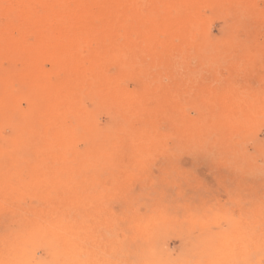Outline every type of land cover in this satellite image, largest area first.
<instances>
[{"label": "rangeland", "instance_id": "374dc122", "mask_svg": "<svg viewBox=\"0 0 264 264\" xmlns=\"http://www.w3.org/2000/svg\"><path fill=\"white\" fill-rule=\"evenodd\" d=\"M176 9L180 12L183 10V8L180 10V7L176 8L174 4H170L164 8V11L171 15L177 13ZM192 13V24L188 27L189 30L187 29L188 33L186 32V35H183V39H181L182 35L172 37L174 40L169 39L175 44L173 48H170L169 52H171L169 53L167 48L159 47L157 49V64L160 65L157 70L151 71L154 72L153 74H148L147 81L143 82L138 74L136 75V70L124 69V71H121L122 75L118 84L126 91H141V87H144L147 83V87H145L147 94H145L142 102H144L143 105L145 104L146 112L150 111L148 114L135 113V111L130 114H123L113 102L108 101L109 99L106 97L103 98V93L94 86H92L93 88L90 86V89L89 86L86 87L85 89L88 88V90L79 91L77 89L69 94L73 107L84 111L83 113L88 117L86 121L98 130H109L110 133L123 132V126H133V129H139L144 137L149 134L156 138L157 131L162 134L168 132L169 135L164 140L165 148H162V151L157 150V148L148 151H116L113 149L97 151L95 152L94 164L83 165L82 159L89 155L88 137L85 133L83 134L84 129H82L83 126L81 128V122L74 119L73 108H71L67 111L70 116L66 114V119H62L66 127L71 129V133L65 136V141L70 146L66 150V155L71 162H66L64 165L63 162H57L58 154L56 157L49 155L46 159L50 163L49 165L47 161L41 162L43 160L41 159L42 154L49 150L47 144L42 146L45 139L44 134L50 135L51 131L55 129L54 120H51V117L48 118L49 113L44 111L48 96L31 94L29 88H23L18 85L19 82H16L14 88L11 89L14 95L13 99L7 101L0 98V264H10L12 260L13 264L16 261L17 264H22L26 256L24 254L28 255L29 251L37 260L48 262L52 259L55 252L52 247L49 246L50 249L48 245L43 243L45 236L38 234V237L41 235L39 238L41 240L32 249L29 243L23 244L21 242H23V237L26 235L27 222L34 217L31 210L45 209L47 202L42 201L44 196H57L60 190L63 193L74 190L77 195V205H74V208H70L67 212L69 220L72 217L71 220L75 221L76 224L78 221L82 222L77 224V226L81 225V227H77L78 230L75 228V232H77L75 235L76 246L78 247H74V249L78 264H137L135 262L141 259L143 261L141 260L139 264L141 262L142 264L145 262V264L150 262L151 264L164 263L161 260H167L164 264H211L212 260L208 261L210 255L207 253H210L211 257L214 255L212 264L213 262L214 264L226 263L225 259L221 262V258H227L228 262L226 264H235L236 261L237 264H264V255H262L264 254V248L257 250V254H255L256 248L252 245L249 231L242 232L241 230L256 220H261L264 223V184H262L264 179V0H204L199 4L198 9ZM2 21L4 20L2 19ZM159 38L162 42H169L164 34H161ZM179 43L182 45H178ZM83 45L85 47V44ZM178 46L182 47L183 51ZM161 49L163 52H160ZM138 59H142L141 62L147 64L150 57L144 55L139 56ZM15 62L18 64L16 65ZM161 62L163 65H161ZM14 63L15 68L20 67L21 63L18 58L15 59ZM8 65H10L8 57L0 54V71L7 70ZM41 66L50 81H54L58 76H61V73L54 67L51 57L43 59ZM106 69L109 74H116L119 71L113 65L108 66ZM86 76H88V80H91L89 72H86ZM3 89L8 91L0 74V96L5 92ZM150 89L151 92H149ZM27 93L31 94V97ZM78 96L81 99L77 98ZM220 98H222V101ZM250 102L254 104V107L253 104L250 105ZM244 104L246 106L248 104V106L243 108ZM232 108L234 111L231 110ZM218 110L220 111L218 112ZM215 113L220 119L216 117ZM45 116L47 117L45 124H40ZM183 116L185 122L182 121ZM237 116H240L241 120ZM166 118H169V120H166ZM56 119L58 120V118ZM217 119L220 122L222 121L220 124H225L227 121L228 124L220 126ZM174 120L178 121L174 122ZM195 120L201 122L198 123L199 126L196 125L195 127L191 124ZM215 121L218 123H215ZM167 122L170 125L169 127ZM243 122H245L244 126ZM246 124L247 129L245 128ZM189 126L191 127L189 128ZM224 129H228V132ZM78 130L80 133L77 132ZM194 132H198V134L194 135ZM224 133L225 136L223 137ZM57 140L55 143H57ZM55 143L53 144L54 148H56ZM54 148L52 150H56ZM102 154L110 156L101 160L98 156ZM132 175L134 177H130ZM52 176L53 178H51ZM55 178L57 181H55ZM45 179L48 183L45 182ZM124 181L126 182L123 184ZM56 182L57 184H55ZM66 185L68 186L66 187ZM72 185H74V188ZM56 191H58V194ZM153 191H155L154 194L151 193ZM135 192H140V194ZM166 193L168 195L165 196ZM145 196H149V201ZM168 196L170 199H168ZM126 197L130 199H126ZM162 197L167 198L168 201L165 202V199L163 201ZM110 198L112 199L111 202ZM125 204L127 206H124ZM168 206L170 207L167 208ZM124 207L129 209V211L126 209L128 213ZM179 207L180 209H178ZM133 210L135 211L133 212ZM168 210L170 214L174 212V215H170L172 219L168 213V216L165 213L169 212ZM151 213L152 216L154 213V219L156 217L159 219V216L160 220L163 216L170 219L167 223H164L165 218L162 222L157 219V222L152 219ZM162 213H165V215ZM179 213L182 215L179 216ZM247 215H250L252 219ZM205 216L208 218H205ZM142 219H144L143 222L146 225L143 224ZM152 220L156 223L153 224ZM171 220L175 221L171 222ZM178 221L181 222L182 226ZM242 221L244 223L241 224ZM128 222L130 223L128 224ZM170 223L172 226H170ZM226 223H232L229 224L231 229L228 227L227 230L226 225L228 224ZM152 224L154 227L151 226ZM163 224H166V226ZM205 229L211 230V232L216 230L218 237L220 235V239L218 240L217 234H211L210 231H206L209 232V235L205 232H203V235L199 233L205 231ZM152 231L154 233H151ZM225 233L230 236V240L229 237H224ZM145 235L147 240L140 239L142 237L146 238ZM199 235H205V237L201 236L199 238ZM207 236L209 238H206ZM223 237L226 240H222ZM211 238L212 240L213 238L217 239L216 241L213 240L216 244L211 241ZM258 240L261 241L260 246L263 244L264 247V232L259 235ZM149 241L152 242L151 245ZM208 241L211 242L208 244L213 250L208 249L209 246L207 245L204 246ZM226 241L228 244H232L229 245L231 249L227 246ZM145 242L150 246H146ZM135 243L141 245L142 251H140L139 246L137 248ZM218 243H220V246ZM27 246H30L29 249ZM132 247L137 250L133 255L132 253L135 250H132ZM222 249H226L225 252ZM233 249L235 250L233 251ZM216 250L219 254L216 253ZM21 251L22 253L19 254ZM211 251L216 254H212ZM90 252L93 254L92 257H90ZM226 252H231L232 255ZM136 253H139V256ZM13 254H16L14 256L16 261L12 259ZM226 254L232 261H230L231 263ZM233 254L236 261L231 259ZM140 255H143V258ZM220 255H224V257H220ZM145 257L150 262L144 260ZM250 258L251 260H249ZM177 259L179 262L176 261ZM9 260L11 261L8 262ZM173 260L175 261L173 262Z\"/></svg>", "mask_w": 264, "mask_h": 264}, {"label": "bare ground", "instance_id": "6f19581e", "mask_svg": "<svg viewBox=\"0 0 264 264\" xmlns=\"http://www.w3.org/2000/svg\"><path fill=\"white\" fill-rule=\"evenodd\" d=\"M202 1H204V0H0V54L8 57L9 63H10V65H8L9 67L6 68L7 70H5V71L3 70L4 72L1 70L2 73H0L1 76L3 77V79H4V86L8 90V91H5V89H3V91H5V92L4 93H2L3 91L1 92L2 93V96H0V98H3L4 100H7V101L12 100L13 97H14V95L12 94L11 89L14 88V85H15L14 83H16V82H19L20 84H18V85H21L23 88H26V89L29 88L30 91H31V94L32 93H35L37 95L39 94L40 96H46V97L48 96L47 97V101H46L47 104L45 106V110L44 109L43 110L49 113V115H47L48 113L46 114L48 116V118L51 117L50 119L51 120H54V122H55V129H53L51 131L52 133L50 135H45L44 134L45 139H44V142L42 143V146H44L45 144H47L49 150L45 151V153L42 154L41 159H43V160H41V162H46L47 161L46 159H48V156L49 155H51L53 157L54 156L56 157L57 154L59 155L56 158L58 160L57 162H61V163L63 162L62 164H64V165H65L66 162H68V163L71 162V161H69L67 159V155H66V150L70 146L65 141V136H66V134L71 133V129L70 128H67L66 125L64 124V120H62V119H66L65 115L66 114L69 115V113H67V111H69L71 108H73L72 109V112H73V115H74V119H77V120H79L81 122V124H82L81 125V128L83 126L82 129H84L83 134L85 133L87 135V137H88V151H89L88 154L89 155L86 154L88 156H86L84 159H82L83 160V165L84 164L85 165L86 164H91V165L94 164L95 158H96V153L95 152H97V151H104V150H111V149L116 150V151L117 150L118 151L119 150L120 151H124V150H147L148 151V150H150V149L152 150L154 148H157V150L159 149L160 151H162L163 150L162 148H165L164 140H165L166 136L169 135V134H167L168 132L166 134H162L161 132H158L157 131V138H156V137H154L152 135H149V134L147 135V137H144V134L141 131H139V129H133V126H128V127L127 126H123V132H113V133H110V132H108L109 130L108 131L98 130V129H96V128L93 127L94 125H90L91 123H88V121H86L88 117H87V115H85L83 113L84 111H81L80 108L73 107V104L70 102V99H69V94H72L77 89L79 91H81V90L85 89L88 86H89V89H90V86L91 87L94 86L96 89H99L103 93V98H105V97L108 98L109 99L108 101L113 102L117 106L116 108L118 110L122 111L123 114H125V115L126 114H130L133 111H135V113L136 112L137 113H142L143 112V114L144 113H147L146 110H145V107H144L145 104L143 105L144 102H142L145 94H147L146 93L147 91L145 90V87H147L146 86L147 83L145 85L142 83V86L144 85V87H141V91H137V92H129V91H126V90L123 89V87L121 88V85L120 84H118L119 78L122 75L121 71H124V69H127V70L128 69L136 70L137 71L136 75L138 74V77L141 78V80L143 82L147 81L148 74H153L154 72L152 73L151 71L154 70V69L157 70V67H159V65H160V64L159 65L157 64L158 63L157 62V58H158L157 57V49L159 47H161V48H167L168 49V52H169L170 48H173V46L175 45L169 39H171L174 36L180 37L181 35H182V38L181 39H183V35L184 34L186 35V32H187L188 27L192 24V21H193V15H192L193 13L192 12L193 11H196L198 9V6H199V4ZM170 4H174L176 8H179L180 7V10H181V8H183V10L180 12V11H178L176 9L177 10V13L176 14L173 13V14L169 15V13H167V12L164 11V8L166 6H168V5H170ZM2 19L4 21H2ZM161 34H164L166 36V39L169 40V42H166V43L165 42H162V40H160L161 37L159 38V36ZM161 39H163V38H161ZM83 44H85V47H83L84 46ZM180 44L181 43H179L178 45H180ZM179 48H181L180 50L183 51L182 50V47H179ZM160 52H163L162 49H161ZM144 55L146 57L147 56L150 57V60L148 61L147 64H145L146 62L145 63L141 62L142 59L141 60L138 59L139 56H144ZM48 57H51V59H53L54 67L61 73V76H58L56 78V80H54V81H50L49 79H47L46 73L43 71V68L41 66V63H42L43 59L48 58ZM16 58H18V60L21 63L19 65L20 67H18V68H15L14 67L15 63H16V65L18 64L17 62L14 63V61H15ZM110 65L115 66L117 68V70H119V71L116 74H109L107 72V69L106 68L108 66H110ZM161 65H163V63ZM149 71L151 73H148ZM86 72L87 73L89 72V77L91 78V80H88V76H86ZM156 75H157V72H156ZM93 81H95V82H93ZM152 81H153V79H152ZM229 86H228V90L230 91ZM170 88H172V87H170ZM85 90H88V88L85 89ZM167 91H168V89H167ZM223 91H221V92H223ZM87 92H89V91H87ZM149 92H151V89H150ZM31 94H28V95L30 96ZM94 94H95V92H94ZM77 95H79V94H77ZM80 96H78L77 98H80ZM231 96H232V94H231ZM226 97H227V95H226ZM230 98H233V97H230ZM42 99H43V97H42ZM220 99L222 101V98H220ZM43 100L45 101V99H43ZM76 101H77V99H76ZM102 101H104V100H102ZM198 101H200V100H198ZM223 101H225V100H223ZM217 102H218V100H217ZM78 103H80V102H78ZM244 103H245V101H244ZM247 103H248V99H247ZM251 104H253V103L250 102V105ZM217 105H219V104H217ZM240 106H241V104H240ZM247 106H248V104H247ZM247 106H246V104H244L243 108L244 107H247ZM252 106L254 107V104ZM172 107H174V106H172ZM223 109H224V107H223ZM231 110H233V108ZM219 111L220 110H218V112ZM87 112H85V113H87ZM225 112H227V111H225ZM215 115H216V117H218L217 116V113H215ZM36 117H37V115H36ZM144 117H145V115H144ZM56 118H58V120ZM152 118H154V117H152ZM237 118H239L241 120V117L240 116H237ZM45 119H47L46 116L44 117V120L40 124H43L44 125L45 124L44 123L45 122ZM201 119L204 120L203 117H201ZM201 119H199V120L201 121ZM219 119H217V120H219ZM89 120H90V117H89ZM153 120H155V118ZM166 120H169V118H166ZM199 120H197V121L195 120L197 123L195 121L194 122L192 121L191 124H193L196 127V125H198V123L200 122ZM215 120H216V118H215ZM244 120H245V118H244ZM255 120H256V117H255ZM176 121H178V120H176ZM176 121L174 120V122H176ZM182 121L185 122L184 116H183ZM56 122H58V123L56 124ZM73 122H74V120H73ZM91 122H92V120H91ZM221 122L219 120V124ZM169 123H170V121H169ZM186 123H187V121H186ZM189 123H190V121H189ZM203 123H204V121H203ZM215 123H218V122L215 121ZM243 123L242 124L244 126L245 125V122H243ZM48 124H49V122H48ZM207 124H208V122H207ZM222 124H220V126ZM225 124H228V121H227V123L225 122ZM225 124H223V125L226 126ZM172 125H173V122H172ZM178 125H180V124L178 123ZM233 125H232V127H233ZM167 126L168 127L170 126L168 124V122H167ZM187 126H188V124H187ZM227 126H229V125H227ZM236 126H238V125H236ZM150 127H151V125H150ZM185 127H186V125H185ZM190 127L191 126H189V128ZM246 127H248L247 124H246L245 128ZM177 128H178V126H177ZM145 129H147V128H145ZM169 129H171V128H169ZM179 129L182 130L181 128H179ZM215 129L218 130L217 128H215ZM235 129H237V128H235ZM224 130L228 132V129L227 130L224 129ZM239 130H241V129H239ZM239 130H237V131H239ZM165 131H167V130H165ZM165 131H162V132L164 133ZM77 132L80 133L79 130ZM169 132H171V131H169ZM195 132H194V135L195 134H198V132L197 133H195ZM178 134H179V132H178ZM190 134H191V132H190ZM222 134H223V132H222ZM238 134H239V132H238ZM145 135H146V133H145ZM170 135H171V133H170ZM174 135H172V136L174 137ZM230 135H231V132H230ZM177 136H179V135H177ZM200 136H198V137H200ZM222 136L224 137L225 136V133ZM223 137H221V138H223ZM57 138H58V140H57ZM180 138H182V137H180ZM56 140H57V143H55ZM38 142L40 143V141H38ZM54 143H55L56 148H54V145H53ZM175 146H176V144H175ZM53 148L56 149L57 151L56 150H52ZM198 151H200V150H198ZM109 156L110 155L102 154V155H99L98 157L101 160H104L106 158H109ZM150 157L152 158V156H150ZM75 159H76V157H75ZM49 165H50V163H49ZM67 166H69V165H67ZM79 166H81V165H79ZM59 167H61V166H59ZM129 168H130V166H129ZM75 170H76V168H75ZM127 172H128V170H127ZM73 173H74V171H73ZM256 174H257V172H256ZM258 174H259V172H258ZM130 177H134V175H132ZM130 177H128V178H130ZM48 178H49V175H48ZM51 178H53V176ZM35 179H33V180H35ZM57 179H59V178H57ZM145 179H146V177H145ZM128 180L130 181L131 179H128ZM132 180H134V179H132ZM55 181H57L56 178H55ZM69 181H70V178H69ZM174 181H175V179H174ZM45 182H47L46 179H45ZM125 182L126 181H124L123 184ZM170 182H171V180H170ZM55 184H57V182ZM73 184H74V182H73ZM262 184H264V179H263V183ZM74 185H72V187ZM67 186L68 185H66V187ZM126 186H128V185H126ZM162 187H163V185H162ZM54 188H56V187H54ZM262 189H263V186H262ZM75 190H76V188H75ZM61 191L62 190H60V193L59 194H58V191H56L58 195L57 196H54V197H52V196H46L45 197L44 196V198L42 199V201L47 202L45 204V207H46L45 209L38 208L36 210H31V213H32V215L34 217H32V219L29 222H27L28 223V226L25 229L26 232L24 231L26 233V235H25V237H23L24 238L23 242H21L23 244L24 243L25 244L26 243H29L32 246L31 247V249H32L33 246L38 241L41 240V239L39 240V238L41 237V235L42 236H45L44 238L42 237L43 238V243L45 245H48V247L50 246V247L53 248V250L55 252L54 253V256L52 257V259L50 261L44 262V261H41V260H37L34 257V255L31 253V251H29L28 252V255L27 254H24V255H26L25 256L26 259L24 258V263H22V264H78L79 263L78 262V259H77V256H76V252H75L74 247L75 248L78 247V246H76V236L75 235H76L77 232H75V231H76V229L78 230L77 227H81V225H78L77 226V224H80L81 221H78L79 223L76 221L77 222V224H76L75 221L71 220L72 217L69 220V218H68V212H67V210H69L70 208H74V205H77L76 204L77 195L75 194L76 192H74V190L73 191H69L68 190V192H64V193H63V191L61 193ZM135 193H137V192H135ZM151 193L154 194L155 191H153ZM137 194H140V192H138ZM44 195H46V194H44ZM113 195H111V196H113ZM166 195H168V194L166 193L165 196ZM138 196H140V195H138ZM165 196H163V197H165ZM148 197H146V198H148ZM127 198L130 199L129 197H126V199ZM152 199H154V198H152ZM164 199L165 198H163V201H165L167 198L165 200ZM168 199H170L169 196H168ZM192 199H194V198H192ZM111 200L112 199L110 198V202H111ZM148 201H149V198H148ZM167 201L168 200H166L165 202H167ZM194 201H195V199H194ZM136 202H137V200H136ZM150 202H151V199H150ZM133 203H134V201H133ZM155 203H157V202L155 201ZM198 203H200V202H198ZM203 203H204V201H203ZM203 203L201 204L202 206H203ZM126 204L124 206H127ZM135 207H136V203H135ZM169 207L170 206H168L167 208H169ZM180 207H181V205H180ZM180 207L178 209H180ZM167 208H166V211H167ZM195 208L197 209V207H195ZM112 209H110V210H112ZM126 209L127 208H125V211L126 212H127V210L129 211V209H127V210ZM134 209H136V208H134ZM154 209H155V207H154ZM178 209H177V211H178ZM172 210H173V208H172ZM183 210H184V207H183ZM134 211L135 210H133V212ZM203 211H204V209H203ZM203 211H201V212H203ZM165 213H166V215L168 213L170 218H171L170 215H174L173 214L174 212H172L170 214V211L169 212H165ZM165 213H162V214L165 215ZM134 214H132V215H134ZM162 214H159V215H162ZM24 215H27V214H24ZM181 215L182 214L179 213V216H181ZM211 215H212V213H211ZM97 216H98V214H97ZM141 216H142V214H141ZM151 216H152V213H151ZM153 216H154V213H153ZM153 216H152V219L157 221L158 217H156V219H154L155 216L154 217ZM247 216L249 217L250 215H247ZM258 216H259V214H258ZM132 217H131V219H132ZM206 217L207 216H205V218ZM146 218H148V217H146ZM163 218H165L164 223H167L168 220L170 219V218L169 219H166V216L165 217L163 216ZM163 218L160 220V216H159V219L158 220H160L162 222ZM250 218H251V216H250ZM199 219H200V217H199ZM199 219H198V221H199ZM143 220L144 219H142V222H143ZM175 220H176V218H175ZM175 220H173V221H175ZM179 220H181V219H179ZM147 221H148V219H147ZM173 221L171 220V222H173ZM243 221L240 222V223L241 224L244 223ZM129 223L130 222H128V224ZM152 223L155 224L156 222L154 223V221H153ZM178 223L181 225V222L178 221ZM209 223H211V222H209ZM134 224H132V225H134ZM143 224L146 225L145 222H143ZM153 224L151 226L154 227ZM226 224H228V225H226L227 226V230H228V227H230V225L232 223H226ZM147 225H148V223H147ZM163 225L166 226V224H163ZM159 226H161V225H159ZM170 226H172L171 223H170ZM226 226H225V230H226ZM238 226L240 227L241 225H238ZM85 227L87 228V226H85ZM143 228H145V227H143ZM183 228L185 229V227H183ZM215 228H217V227H215ZM235 228H237V227H235ZM82 229H83V227H82ZM163 229H165V227H163ZM229 229H231V227ZM239 230H240V228H239ZM241 230H242V232L249 231V234H250V236L252 238L251 239L252 245L256 248V250H255L256 253L254 251L255 254H257V250H261V248H264L263 247V244H262V246H260L261 241L258 240L259 239V235H261V233L264 232V223H262L261 220H256L255 222H252L251 225H249L247 227H243ZM206 231H210L211 232V230H206L205 229V231H201L199 233H201L203 235V232H205V233H207L209 235V232H206ZM83 232H82V234H83ZM42 233H44V234H42ZM151 233H154V232L152 231ZM155 233H156V230H155ZM172 233H173V230H172ZM183 233H184V231H183ZM214 233L217 234L216 237H218V233H216V230L213 231V232H211V234H214ZM38 234H41L40 237L37 236ZM146 234H150V233H146ZM19 235H21V234L19 233ZM222 235H223V233H222ZM143 236H144V234H143ZM153 236H155V235H153ZM201 236L199 238H201ZM18 237H20V236H18ZM202 237H205V235L202 236ZM224 237H229V240H230V236H227L226 233L224 234ZM224 237L221 238V239L222 240L223 239L226 240ZM232 237H233V234H232ZM136 238H137V236H136ZM148 238H150V237H148ZM206 238H209V236H207ZM140 239H146L147 240V236H146V238H143L142 237ZM217 239L218 240L220 239V235H219V237ZM217 239H214L213 238V240H215V241ZM133 240H135V239H133ZM213 240L211 238V241H213ZM136 241H137V239H136ZM235 241H237V239H235ZM127 243H129V242H127ZM151 243L152 242H150L149 244L151 245ZM205 243H206V241H205ZM208 243L210 244L211 242L208 241L207 244H204V246L205 245L209 246ZM220 243H218V245ZM227 244H228V242H227ZM230 244L231 243H229L227 246L229 247ZM5 245H7V244H5ZM20 245H22V244H20ZM135 245H137V244L135 243ZM145 245L146 246H150L146 242H145ZM201 245H202V243H201ZM138 246L139 245H137V248H138ZM29 247H28V249H29ZM139 247H140L139 248L140 251H142L141 250V245ZM234 247L236 248V246H234ZM222 248H223V246H222ZM17 249H18V247H17ZM208 249H212L213 250V248H211L210 246H209ZM132 250H135V249L132 247ZM218 250H216V253H218L217 252ZM225 250L226 249H224L223 251L225 252ZM234 250L235 249H233V251ZM248 250H247V252H248ZM136 251L137 250L133 251V253L131 252L132 255ZM228 251H229V249H228ZM221 252H220V254H221ZM231 252H232V250H231ZM231 252H226V253H230L231 254ZM21 253H22V251L19 252V254H21ZM211 253L214 254L215 252L213 253L211 251ZM136 254H138V256H139V253H136ZM192 254H193V252H192ZM207 254L210 255L209 256L210 260H208V261H211V260L213 261V258L212 257L214 255L211 257V254L210 253H207ZM239 254H240V252H239ZM261 254H262V252H261ZM15 255L13 254V256H12L13 257L12 259H14V261H16L15 260V257H14ZM92 255L93 254L91 253L90 257H92ZM203 255H204V253L202 254V256ZM262 255H264V254H262ZM221 256L222 255H220V257ZM226 256L228 257V254H226ZM248 256L250 257L252 255H248ZM248 256H246V257H248ZM141 257L143 258V255ZM158 257L160 258V256H158ZM163 257H164V255H163ZM222 257H224V255ZM237 257H238V254H237ZM253 257L254 256H252V258ZM136 258H137V256H136ZM9 259H11V258H9ZM223 259H225V262L226 263L228 262L227 258H221L220 261L222 262ZM228 259H229V262H230L231 260H230L229 257H228ZM231 259L234 260V261H236L235 258H234V254L231 257ZM11 260H9L8 262H10ZM141 260H138V262L136 261L135 263L139 264ZM144 260H147V262L148 261L150 262V260H148L146 257H145ZM154 260H153V262H154ZM215 260H216V258H215ZM249 260H251V258ZM161 261H164V263H165V261H167V260H161ZM174 261L175 260H173V262ZM176 261H178V259ZM212 261H211V264H212ZM217 261H218V259H217ZM8 262H6V263H8ZM12 262H13V260L10 262V264H13ZM122 262H124V261H122ZM161 263H163V262H160V264ZM226 263H223V264H226ZM262 263H263V261H262ZM14 264H17V261ZM141 264H142V262H141ZM149 264H151V262ZM155 264H158V263H155ZM213 264H214V262H213ZM235 264H237V261L235 262Z\"/></svg>", "mask_w": 264, "mask_h": 264}]
</instances>
